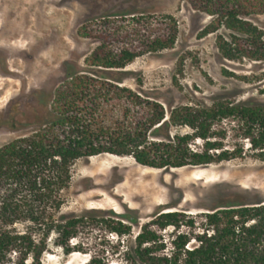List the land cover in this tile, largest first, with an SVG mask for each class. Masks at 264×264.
Instances as JSON below:
<instances>
[{
  "label": "rangeland",
  "instance_id": "rangeland-1",
  "mask_svg": "<svg viewBox=\"0 0 264 264\" xmlns=\"http://www.w3.org/2000/svg\"><path fill=\"white\" fill-rule=\"evenodd\" d=\"M214 19L187 0H0V146L54 121L53 92L76 74L105 75L142 95L158 97L165 108L217 100L264 101V58L237 51L233 59L223 57L222 41L236 37L239 46L228 44L247 49L253 43L250 36ZM243 19L264 40V13ZM171 38V47L151 50L156 40ZM100 46L114 55L128 50L135 57L121 68L90 66L86 59ZM189 131L186 126L168 127L170 134ZM71 171L61 213L96 211V218L79 227L68 252L50 234L42 264H128L126 250L140 226L167 211L179 212L180 221L177 227L151 226L164 242L156 253H169L178 233L187 234L192 247L205 228L204 213L264 201V162L249 155L163 169L140 165L129 155L101 153L76 159ZM126 215L138 225L130 234L117 236L111 221L128 223L122 219ZM15 227L22 230L25 224L18 221Z\"/></svg>",
  "mask_w": 264,
  "mask_h": 264
},
{
  "label": "trees",
  "instance_id": "trees-1",
  "mask_svg": "<svg viewBox=\"0 0 264 264\" xmlns=\"http://www.w3.org/2000/svg\"><path fill=\"white\" fill-rule=\"evenodd\" d=\"M193 8L218 18L226 28L251 37L252 48L222 41L227 59L234 52L251 59L264 58V40L258 28L243 18L264 13V0H187ZM214 19V20H215ZM205 28L203 33H207ZM174 38L156 40L151 50L171 47ZM240 44H238L239 46ZM135 54L119 55L96 48L86 59L93 67L121 68ZM76 74L53 92L54 121L0 146V264H42L50 234L70 251L79 227L96 218V211L65 216L61 213L69 188L72 163L101 153L129 155L140 165L154 168L200 166L245 155L264 162V101L217 100L211 105H171L150 98L101 75ZM264 94V88L260 89ZM186 126L185 133L168 127ZM165 128L166 132H162ZM229 131L233 139L227 147ZM154 137L155 139H150ZM200 142V146L196 142ZM194 145V146H192ZM180 213L160 212L140 226L126 250L128 264H264V201L213 208L204 213L205 228L194 238L178 233L169 253L159 229L178 226ZM113 219L111 231L130 234L138 225L132 216ZM21 221L24 229L15 224Z\"/></svg>",
  "mask_w": 264,
  "mask_h": 264
}]
</instances>
